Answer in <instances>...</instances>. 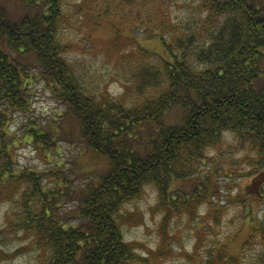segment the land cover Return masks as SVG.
Masks as SVG:
<instances>
[{
	"label": "trees",
	"instance_id": "16d2710c",
	"mask_svg": "<svg viewBox=\"0 0 264 264\" xmlns=\"http://www.w3.org/2000/svg\"><path fill=\"white\" fill-rule=\"evenodd\" d=\"M18 2L26 12L12 18L8 0H0V204L7 202L18 217L12 222L14 233L22 230L40 248L37 264H126L138 259L134 243L125 239V208L151 185L168 210L196 220L205 204L209 229L219 226L228 205H214L216 171L202 177V165L215 161L217 166L210 150L222 149L229 138L254 154L246 188L255 195L240 190L233 200L237 217L252 230L241 252L232 254L226 243L208 242L199 219L195 233L203 255L195 264H264V215L255 210L264 198V179L256 187L264 177V0L189 3L190 17L181 26L169 18L156 28L151 10L145 22L130 18L140 23L141 38L161 41L162 51L132 37L138 48L119 96L106 87L90 88L80 64L68 58L59 35L64 0ZM141 2L123 0L130 12ZM32 66L38 69L31 74ZM35 78L49 83L65 112L56 124L30 118L20 135L11 126L12 111L28 112L29 84ZM67 134L109 165L102 173L92 168L83 173L84 179L96 178L77 191L73 211H61L66 201L74 200L72 168L66 174L61 164L21 166L18 157L22 139L52 152L61 138L75 139ZM185 180H192V189L170 188Z\"/></svg>",
	"mask_w": 264,
	"mask_h": 264
},
{
	"label": "rangeland",
	"instance_id": "374dc122",
	"mask_svg": "<svg viewBox=\"0 0 264 264\" xmlns=\"http://www.w3.org/2000/svg\"><path fill=\"white\" fill-rule=\"evenodd\" d=\"M64 1L65 11L60 21L59 35L61 42L68 46L66 52L68 58L80 64L78 68H81V72H85V79L90 88L99 90L106 87L119 96L128 84L126 78L132 74V55L137 52L138 48V43L133 42L132 37L138 36L141 43L148 49L162 51L161 41L156 37L141 38L144 33H140V28H137L140 23L131 22L130 18L137 21L142 19L145 22L149 14L147 11L151 10L152 17L157 24L156 28L163 20L166 21L169 18L173 20V23L176 22L180 26L185 25L190 17L189 3L198 4L200 0H187V2L184 0H155V2L141 0L140 8H134L132 12L128 11L123 0ZM21 4L22 2L19 3L18 0H8L12 18L25 14L26 9H23ZM137 11L140 12V17L135 16ZM163 13L170 14L162 16ZM37 69L38 67L32 66L31 74ZM261 77L264 80V67ZM29 86L31 87L29 90L31 94L30 111L29 108L28 112L20 109L12 111L11 126L19 131L20 135L23 134L25 124L30 118L36 117L44 123L56 124L55 119L65 112L62 102L54 94L49 83L35 78ZM67 135L75 139L72 141L61 138L52 152L38 149L29 139H22L18 149L21 166L48 169L58 168L61 164L66 169V174L71 173L68 168L73 169L70 175L73 177L70 192L74 200L66 201L61 211H66L65 209L73 211L79 202L77 191L83 184L84 187L87 182L96 178L89 176L84 179L83 173L89 171L90 168L102 173L109 168L105 157H91L92 155L85 150L84 142L77 140L71 134ZM210 151L209 155L216 156L217 166L214 164L215 161L206 162L202 165L201 175L202 177L207 176V171L212 168L216 171L212 177L216 181L213 203L214 205H228L219 226L213 225L212 230L209 229L212 223L205 218L207 211L205 204L199 207L198 218L191 220L184 212L168 210L155 186L144 187L143 195L128 202L125 208L127 209L125 217L128 216L123 222L125 239L127 242L134 243L135 253L139 257L128 260L126 264H195L197 258L203 255L202 250L197 251L199 246L196 240L195 222L199 219L201 223L198 225L202 224L206 230L208 242L212 243L214 240L224 242L227 244L229 253L241 252L243 241L248 237L252 226L243 223L237 217L233 200L240 190L247 193L246 195H255V190L248 191L246 188L253 177V175H247V170L250 157L254 154L238 147L232 138L225 142L222 149ZM93 160L94 162L91 163ZM59 175L63 177L62 172ZM195 178H193L194 181H196ZM263 179L264 177L256 187L261 186ZM170 188L172 190L192 189V180L191 182L190 180L181 183L174 182ZM244 196L243 194L240 198L243 199ZM263 199L261 197L256 204L255 210H259V216L264 215ZM10 209L7 202L0 204V264H37L41 259L39 257L40 248L37 250L36 242L31 239L30 235L24 237L22 230L19 229L18 234L14 233L12 222H15L18 217L10 213Z\"/></svg>",
	"mask_w": 264,
	"mask_h": 264
}]
</instances>
